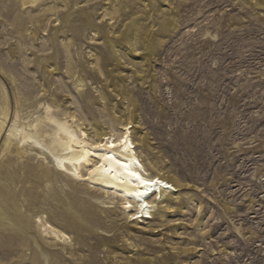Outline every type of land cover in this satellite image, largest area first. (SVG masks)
Segmentation results:
<instances>
[{"label": "rangeland", "instance_id": "1", "mask_svg": "<svg viewBox=\"0 0 264 264\" xmlns=\"http://www.w3.org/2000/svg\"><path fill=\"white\" fill-rule=\"evenodd\" d=\"M24 1L0 0L6 125L47 105L89 139L128 125L146 173L180 187L131 222L84 168L18 140L1 154L7 127L0 264H264V0Z\"/></svg>", "mask_w": 264, "mask_h": 264}, {"label": "bare ground", "instance_id": "2", "mask_svg": "<svg viewBox=\"0 0 264 264\" xmlns=\"http://www.w3.org/2000/svg\"><path fill=\"white\" fill-rule=\"evenodd\" d=\"M36 1L27 0L22 2V5L34 4ZM129 29L132 30L133 27ZM109 45L114 48L113 43L109 42ZM77 82L79 86H84L82 79H78ZM7 108L8 102L5 100L0 109V134L7 127L9 130L1 154L7 156L11 153L12 141L18 140L22 146L32 145L48 151L58 173L66 171L82 178L80 169L84 168L87 172L86 180L94 182L107 194L118 198L122 202V210L127 212L131 222L139 218L145 221L151 220L156 208V200L160 201L163 196L177 192L180 187L176 181L163 173H146L136 153L129 131L131 127L128 125L121 127L118 133L113 129H110L108 133L96 131L95 137L89 139L81 129H78V134L67 122L60 121L49 113L48 105L45 106L43 116L36 117L28 124H18L19 116L15 113L14 121L10 126L6 125L8 122ZM46 128L49 129L46 130ZM48 138L51 140L48 141ZM57 149L61 154L57 152ZM17 155L20 153L17 152ZM6 210L14 212V209L6 207L0 211V214L3 213L6 217ZM15 224L17 235L28 229V223L20 217L17 218ZM37 224L43 229V233L46 231V234L63 243L70 242L66 234L46 221L43 222L40 217L37 218ZM84 240L85 238L82 239V243ZM33 244L37 249L34 253L40 255L44 262L48 261L49 255L38 245L36 239H33Z\"/></svg>", "mask_w": 264, "mask_h": 264}]
</instances>
